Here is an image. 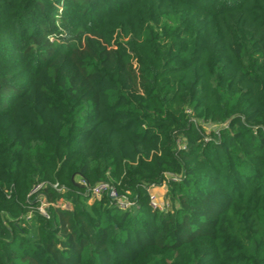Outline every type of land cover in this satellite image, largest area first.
I'll return each instance as SVG.
<instances>
[{"label":"trees","instance_id":"obj_1","mask_svg":"<svg viewBox=\"0 0 264 264\" xmlns=\"http://www.w3.org/2000/svg\"><path fill=\"white\" fill-rule=\"evenodd\" d=\"M0 264H264V0H0Z\"/></svg>","mask_w":264,"mask_h":264},{"label":"built area","instance_id":"obj_2","mask_svg":"<svg viewBox=\"0 0 264 264\" xmlns=\"http://www.w3.org/2000/svg\"><path fill=\"white\" fill-rule=\"evenodd\" d=\"M80 183L85 184L84 181H81ZM164 186H166V185H164ZM156 188L157 187L153 186L149 189L150 203H151L152 207L155 209H160L162 211H168L172 206L171 202L167 198H165L166 200H164V201L159 200L157 195L153 193V191H155ZM89 191H90L93 198H98V199L101 198V196L104 192L108 191L112 198L117 199L118 204L122 209H128L129 207L133 206L132 202H130L126 198L120 197L118 195L117 190L111 184H109L107 182L100 183V184L90 188ZM48 205L49 204L43 202L42 205L40 206L41 213L44 214L45 216H48V212H47V208H46V207H48ZM64 206L68 207L66 205H64ZM43 207L46 209L44 212H42V209H41Z\"/></svg>","mask_w":264,"mask_h":264},{"label":"rangeland","instance_id":"obj_3","mask_svg":"<svg viewBox=\"0 0 264 264\" xmlns=\"http://www.w3.org/2000/svg\"><path fill=\"white\" fill-rule=\"evenodd\" d=\"M211 128H212V127H210L209 129H211ZM152 191H153V190H152ZM166 191H167L166 186H161V187H157V188L155 189V191H153V193L157 195V197L159 198V200L164 201V200H166V199H165V198H166V196H165ZM60 203H62V202H60ZM65 205L68 206V207L71 206L69 203H65ZM44 207H45V206H44ZM44 207L41 208V209H42V212H44V211L46 210ZM46 208H47V207H46ZM40 211H41V210H40Z\"/></svg>","mask_w":264,"mask_h":264},{"label":"water","instance_id":"obj_4","mask_svg":"<svg viewBox=\"0 0 264 264\" xmlns=\"http://www.w3.org/2000/svg\"><path fill=\"white\" fill-rule=\"evenodd\" d=\"M77 184H79L80 186H82L80 182H79V183H77Z\"/></svg>","mask_w":264,"mask_h":264},{"label":"crops","instance_id":"obj_5","mask_svg":"<svg viewBox=\"0 0 264 264\" xmlns=\"http://www.w3.org/2000/svg\"><path fill=\"white\" fill-rule=\"evenodd\" d=\"M167 188V187H166Z\"/></svg>","mask_w":264,"mask_h":264}]
</instances>
